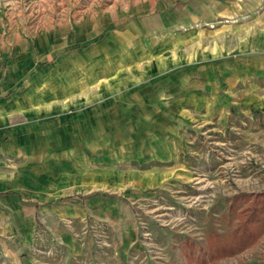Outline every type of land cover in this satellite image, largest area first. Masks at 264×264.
I'll use <instances>...</instances> for the list:
<instances>
[{
  "label": "rangeland",
  "instance_id": "1",
  "mask_svg": "<svg viewBox=\"0 0 264 264\" xmlns=\"http://www.w3.org/2000/svg\"><path fill=\"white\" fill-rule=\"evenodd\" d=\"M0 85V264H264V0H0Z\"/></svg>",
  "mask_w": 264,
  "mask_h": 264
},
{
  "label": "crops",
  "instance_id": "2",
  "mask_svg": "<svg viewBox=\"0 0 264 264\" xmlns=\"http://www.w3.org/2000/svg\"><path fill=\"white\" fill-rule=\"evenodd\" d=\"M45 61H46V56H41V63H42V78H43V92H46L47 90V82L48 80L45 78V74H46V69H47V66L45 64ZM10 83L7 82V85H9ZM4 87L6 86H1L0 85V106H1V101L4 99L2 98V90L4 89ZM5 96V95H3ZM11 94L8 95V97H10ZM3 113L1 112L0 110V136H4V137H8V136H13V134H16L17 131L19 130V128L17 126H7V125H4L3 123V119H4V114L2 115Z\"/></svg>",
  "mask_w": 264,
  "mask_h": 264
},
{
  "label": "trees",
  "instance_id": "3",
  "mask_svg": "<svg viewBox=\"0 0 264 264\" xmlns=\"http://www.w3.org/2000/svg\"><path fill=\"white\" fill-rule=\"evenodd\" d=\"M258 197L255 198V200L253 201V206L250 207V211H254L255 209H259V210H263L264 212V192L263 193H259L257 195ZM247 209V210H248Z\"/></svg>",
  "mask_w": 264,
  "mask_h": 264
}]
</instances>
